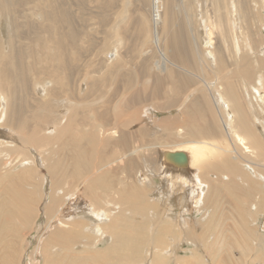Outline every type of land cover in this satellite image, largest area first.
I'll return each instance as SVG.
<instances>
[{
	"label": "bare ground",
	"instance_id": "6f19581e",
	"mask_svg": "<svg viewBox=\"0 0 264 264\" xmlns=\"http://www.w3.org/2000/svg\"><path fill=\"white\" fill-rule=\"evenodd\" d=\"M116 1L124 6L118 14ZM131 1L0 0L1 264H24L19 241L29 236L24 230L36 231L38 211L39 264H134L124 261L134 257L138 264H198L200 256L179 249L205 225L219 264H241L250 252L249 238L227 236L217 208L227 202L220 192L244 186L255 193L244 203L255 218L237 226L251 235L264 223V0H255V12L247 0H211L200 28L177 18L172 0H149L150 11L138 0L134 12ZM76 3L82 10L94 4L90 21L112 25L109 59L79 61L75 43L85 33L75 29ZM106 11L110 19L101 18ZM147 49L160 57L156 63L141 61ZM94 67L100 76L89 73ZM156 99L165 103L147 112ZM173 110L171 119L151 113ZM88 111L95 116L86 124ZM150 128L175 140L159 151ZM42 168L53 178L48 201L40 198ZM136 243L147 246L143 255ZM232 243L234 262L225 249Z\"/></svg>",
	"mask_w": 264,
	"mask_h": 264
},
{
	"label": "rangeland",
	"instance_id": "374dc122",
	"mask_svg": "<svg viewBox=\"0 0 264 264\" xmlns=\"http://www.w3.org/2000/svg\"><path fill=\"white\" fill-rule=\"evenodd\" d=\"M175 1L176 0H172V2H174V6L176 7L177 4L175 3ZM193 1L194 2H192L191 6L188 4L189 5L188 7H186L185 5L184 6H179V7H176V8L174 7L173 13H174L175 16L178 15L177 18H182L183 17V19H185L186 17H188V19H191V21L194 23V25L196 27L200 28V23L203 22L204 19H207L206 8L210 9L209 6L211 5V0H193ZM222 1H224V0H221L220 2H222ZM247 1L249 3V6H251L250 8H252V10L250 8H248V10L249 11L251 10L250 12H255L256 11L255 8L258 6L259 3H257V1L255 2V0H247ZM131 2L132 3L130 4L131 6L129 7V9H131V12H134L137 9L138 5H139L138 4L139 1L138 0H132ZM114 5H115V9L117 11V14H118L119 11H122L123 8H124V6H119V3H117V1L114 3ZM78 6L79 5L77 3H76V6H74V9L77 8L78 12H75L76 10H73L74 15H75V16L73 15V20H75L74 21V25H76L75 29L76 30L78 29V31H84V33H85V36L82 35L80 38H78V40H79L78 43H75V45H76V47L78 49V52L80 54L79 55V61H90V62H97L98 61L99 62V61H101V59H99V58H102L103 60L109 59L108 58L109 56L106 55V53H107V51H109V49H107V47L104 46L105 45L104 42H105V39L107 37V33L109 34V32H110V28L112 27V25L108 24V25H105V26H100L101 24L95 23L94 21H92V22L90 21V19L88 18L89 17L88 15L93 10H95L93 12L97 11L95 8H93V6H95L94 4H91V8L90 9L87 8V7H83V10L79 9ZM133 6H134V8H133ZM141 6L146 11H150L152 9L149 0H142V5ZM249 6L246 5V9ZM131 7L133 8V11H132ZM183 7H186V8H183ZM23 8L24 9L25 8L28 9V6H24ZM92 8H93V10H92ZM177 8H178V10H177ZM187 8H188V10H187ZM27 9L24 10L26 13H27V11H26ZM86 9H88V10H86ZM84 10H86V11H84ZM21 11H22L21 14L23 13L22 15L24 17H27V15H25V12L23 10H21ZM81 11H83V12H81ZM178 11L181 12V13H179ZM81 13H82V15H81ZM186 13H188V14L186 15ZM86 14H88V15H86ZM75 17L76 18L78 17L77 18L78 22L76 21ZM107 17H108V19H110L109 18L110 17L109 16V12H107V11L106 12H102L101 18L104 19V18H107ZM83 18H85V20L88 19V21H87L88 23L84 22ZM103 19H101V22L103 21ZM215 20H217V19L212 15V17L210 19V22L211 21H215ZM19 21H22V20H19ZM78 23L80 25H78ZM4 25L5 26L3 27V29H4L3 31H4V33H6L7 29H8V25L7 24H4ZM83 26H84V28H82ZM99 26H100V28H99ZM260 28H261L260 30L264 31V26H260ZM196 34H197V36L198 35L203 36L202 31H200V29H196ZM263 35H264V32H263ZM194 38H196V36H194L192 39H194ZM80 40H82V41H80ZM84 42H85V44H84ZM103 46H104V49H103ZM122 46H123V49H122L121 53L124 50L123 42H122ZM113 47L117 48L118 45L113 46ZM151 50L152 49H147L146 52H149V54H150ZM220 50L222 51V49H220ZM95 55H98V56L96 57ZM145 55L142 56L143 58L140 57L141 61L145 58L146 60H151L152 59L151 61L156 63L160 59V57H156L155 55L153 56L152 53L149 56H147V54H145ZM102 56H104V58ZM130 57H131V55H130ZM148 57H150V58H148ZM138 58H133L132 57V60L135 61V59L137 60ZM153 59H155V60H153ZM77 63H79V62H77ZM98 64L96 65V63H95L96 66H98ZM226 64H228V62H225L223 64V66H221V68L222 67L226 68L228 66ZM120 65L117 66L116 70L117 69L118 70H122L123 69V71L131 70V69H127V68L124 69L125 68L124 64L121 65L122 69H120L119 68ZM225 68H224V70H225ZM254 68L256 69L257 67L255 66ZM254 68H252V70ZM260 68L262 69L263 66H261ZM73 69L75 70V66L74 65H73ZM95 70H97V67L96 68L94 67V69H92L89 73H91V74L93 73L92 76H95V77H98V76H100L102 74V72H99V74H98V72L95 71ZM94 74H98V75H94ZM74 75H73L74 78L72 77V79H74V81L76 79H79V78H76L77 77L76 74H74ZM79 82L80 81L78 80V83ZM74 83H77V80ZM71 87H72V84H71V80H70L69 89H71ZM137 88L140 89V83H138V87ZM72 89H73V87H72ZM78 93L79 92L74 91L72 94L74 96H77L76 94H78ZM79 94H78V96H79ZM122 94L123 93H121L119 97H121ZM146 97H147V95L144 97V99H146ZM156 102L157 103L153 102L151 105L148 104V106L146 107L147 112H149L153 108L152 106H154V104H155V106H157L158 104L160 105V104L165 103V101L162 102L161 100H158V99H156ZM93 106L98 111L100 109V113H102V115H105L103 112H101V110L105 112V110L103 109V106L101 108V105L98 104V106H97L96 103H94ZM155 106H154V108H156ZM148 108H149V110H148ZM144 111L146 113L145 109H144ZM105 113L108 114L107 112H105ZM151 113H153V115L155 117H157V118L169 117V115H170L169 118L171 119V118H173L176 115L174 110L170 114H168V113L159 114V112H156V111H152ZM176 113H178V112L176 111ZM87 114L89 115V118H90V116L91 117L95 116L94 114L90 113V111H88ZM80 116L81 115H79V117ZM108 116H109V114H108ZM110 116H113V113H110ZM89 118L85 120L86 124H89L91 122V118H90V120H89ZM192 119L195 120L197 118H196V116H193ZM150 129L152 130L153 134H157L159 136V138L156 141V148H157L158 145L161 146L159 149L157 148L159 151L163 150V149H166L169 146H171V144H169V142L175 140L172 136H171V138H165V136H167V134H162L161 132H159V131H157L155 129H152V128H150ZM94 138H96V135H95ZM46 172H47V174H46ZM147 173H145V174H147ZM39 177L42 179V183L40 184V186H42V187L39 189V192L41 194L40 198H41V200L43 198H46V200L48 201L49 200V196H50V191L49 190H50V187H51V185L53 183V178L51 177V174L45 168H42L40 170ZM49 184H51V185H49ZM158 184L159 183H157V185ZM220 193L225 197V199L227 201L225 203H222L221 206L219 208H217L225 216V220H224L226 222L225 228H228L227 236H230L231 233H235L241 239H248L249 238L250 244L252 245L247 258L245 260H243L241 262V264H264V262H261V260H260V258L264 254V229L262 228L264 223L261 222L259 224L260 225L259 229L254 230L251 235H250V233L248 232V230L246 228L237 226V222L239 220H241V219H244L246 221H251L252 219L255 218V215L254 214H250L246 210V208L244 206L245 202L249 203V202H253L254 201L255 193L252 191L251 194L248 196L246 194L245 190H244V186H241L240 188L236 189L232 195H226V194H224L222 192H220ZM42 196H44V197H42ZM38 214H39V219H38V225H37V227L35 229L36 231L29 230V229L24 230L23 232H28L29 236H27L25 233H22V237L24 239V242L19 241L20 248L17 249V254L16 255L18 257H20V258L21 257L24 258L23 259V263L24 264H32V263L33 264H39L40 262H42L41 258L36 259L35 256L33 255V254H36L35 253L36 252V247L38 246V239H37V236L39 235L38 230L40 231V229L42 228V224L41 223H43V220H42L43 218L41 217L42 214L39 213V211H38ZM188 218H192L193 220H195L197 222L200 219V216L192 215V216H189ZM11 220L9 218V222ZM11 222H10V224H12V223L15 224L16 223V221H13L12 223ZM37 232H38V234H37ZM181 232H182V234H189V231L187 229H182ZM195 233L197 235V239L188 237L187 242H185L184 246H182L179 249L180 251H182V253H180L179 255H182V256L185 255L187 257L200 256L201 261H197L198 264H219L218 260L216 259V249H217L218 246L214 247V246L210 245V242H211L212 239H211V237L209 235V231L207 229V226L205 225L203 227H198L196 229ZM16 234H21V233L16 232ZM133 242H135V241L134 240H130V239H126V240H124L123 243L124 244H132ZM99 246H98V248L102 249ZM133 246H134L135 249H137L139 251V253H141V255H143L144 251L148 249L146 245H142L141 246L138 243L134 244ZM101 247H104V245H102ZM225 249H227L231 253L232 262H234L235 258L239 257V255H238V247H237L236 244L232 243L229 247H225ZM223 250L224 249H221V251H223ZM32 259H33V261H32ZM138 260H140L138 257L125 258L124 259V261H126V262L127 261L128 262L133 261L134 264H138ZM1 263H2V260L0 261V264ZM14 264H18V263L16 262ZM172 264H175V263L173 262Z\"/></svg>",
	"mask_w": 264,
	"mask_h": 264
}]
</instances>
